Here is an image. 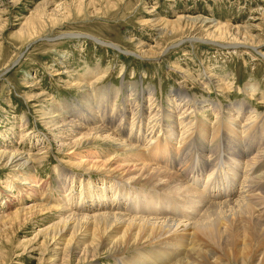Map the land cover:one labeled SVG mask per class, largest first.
Returning <instances> with one entry per match:
<instances>
[{
  "label": "rangeland",
  "instance_id": "rangeland-1",
  "mask_svg": "<svg viewBox=\"0 0 264 264\" xmlns=\"http://www.w3.org/2000/svg\"><path fill=\"white\" fill-rule=\"evenodd\" d=\"M179 19L184 21L181 23L183 26L177 23ZM163 23L165 26L162 25ZM171 23L175 25L177 23V28ZM211 29L223 31L221 34L224 39L212 41L209 37ZM203 39H208L210 42H202ZM237 43L255 47L257 51L250 47H239L235 45ZM151 51L157 55L154 56ZM259 53H264V0H0V75L19 60L10 72L0 78V147L5 146L4 148L10 150L17 148L25 154L36 157L35 164L24 169L11 167L12 164L6 158L0 159V264H47L44 259L48 260L49 248L45 243V235L43 236L41 232L56 226L66 208L63 204L65 193L58 187L59 177L55 173L57 166L61 165L70 172L67 184L70 188L73 186L74 193L80 195L79 192L92 191L95 186L103 187V181H100L104 178L103 175L97 172L87 173L78 168V161L67 156L70 152L60 150L61 147L56 140L59 135L46 125L48 117L50 118L47 111L57 104L66 103L75 109H78L77 103H82L81 105L84 106L83 97L88 96V92H92L94 87L79 86L77 82L80 76L88 73L89 69H99L104 74L108 70L107 75L94 86L102 87L105 92L106 87L113 89L114 92L117 89L121 90L122 93L117 99V107H122L121 109L124 108L121 105L123 98L128 97L125 88H129L133 83L139 87L134 101L138 100L142 91H147L144 92V100L146 98L145 101L148 102L151 98L154 109L162 105L163 118L165 111L170 110L171 107V111L175 112L174 108L178 104L170 101V94L182 87L193 98L202 102L221 103L224 112L225 110L228 112L227 107L236 110V104L241 103V114L239 113L241 117L238 118L239 114L236 113L235 118L245 120L248 114L246 116L244 113L252 109L255 114L259 113V118L262 117L259 123L262 125L264 123V57ZM186 73L194 76L195 80L191 76H186ZM250 84H257L259 87L258 92L253 96L245 93V88ZM148 89L153 90L152 95ZM116 92H112L113 96ZM102 100L106 102L105 97H102ZM137 102L140 104L139 102L142 101ZM126 103L130 102L126 101ZM185 107L188 116L186 124L190 125L193 131L197 132L200 125L197 118L203 119L207 125L217 123L216 115L211 112V108L199 112L196 106L190 114L189 107ZM149 108L147 105L145 110L148 111ZM247 108L249 110H246ZM155 114L153 111L151 117ZM133 116L131 113V119L134 118ZM22 118L27 119L26 126H22ZM156 118L162 121L160 115ZM142 121L146 123L143 124V128L146 129L144 135L153 136L155 132L157 135L160 133L159 124L155 126V130H152L151 126L155 123L149 127L146 120L142 119ZM168 122L166 125H171L170 121ZM223 125L225 126V123ZM177 128H180V133L184 132V127L177 125ZM180 133L178 136H181ZM119 139L126 141L122 137ZM262 141L264 142V139ZM175 142L177 143L178 139ZM263 142L257 146L256 151L264 146ZM144 144L148 145L147 141ZM220 145L221 151L227 150L226 141ZM177 146L183 149L182 153H189L187 152L189 147L179 144ZM92 149H104L106 155L114 156L115 145L98 142L92 146ZM80 153L82 154V151H79ZM208 153L204 154L206 155L205 165L202 167L204 170L200 169V165L197 166L198 169L196 168L198 171L192 170L199 173V181L203 183L202 190L210 174L220 172L214 176L210 184L213 185L212 189L208 187V193L204 194L206 201L212 204L225 200L241 202L243 199L241 197L245 196L243 194L245 187L248 186L246 181L250 167L249 170L243 168L240 174L235 175L233 170L229 172L230 166L223 164L226 155L218 157L215 151L212 157L209 151ZM115 155L126 157L125 153L121 154L120 151ZM200 156L199 154V160ZM262 163L257 160L254 170L250 173V180L264 174ZM215 164H219L217 168ZM169 166L170 170L179 171L181 174L180 167L173 164ZM260 169L262 170L258 173ZM224 172L235 176L232 175L231 179L227 180ZM25 173H30L36 178L37 185H34L33 191L19 188L22 183L15 176L23 178ZM112 173L111 176L115 177L121 172ZM25 179L28 178H23ZM183 179L189 181L191 187L195 182L188 176ZM233 180L237 182L234 191L236 193L220 199L214 197L215 194L212 197V194L228 181H230L228 186L232 187ZM108 182L110 181H106L107 185ZM135 187L138 188L140 185L136 184ZM145 188L146 191L152 189L150 186ZM255 190L257 194L254 195L260 193L264 196V183ZM77 194L76 198L79 196ZM125 198L121 196V200L118 199V203L121 201V204L115 203V208H122L121 212L130 216H141L135 214L136 208L131 210L134 206L130 208L131 202L125 201ZM39 205H50V208L46 211L34 209L30 214L18 211L20 208ZM90 205L88 201L85 206ZM97 208L94 206V209ZM147 210L148 214L154 212L152 208ZM177 214L172 212V216L169 215L167 218L175 220L177 218L178 221L184 220L183 223H189L185 215L180 219ZM260 215L264 219V207ZM162 216L159 218H164ZM90 242V240L86 241L85 244L89 245ZM135 251L136 248L129 247L123 256L132 255ZM107 255L103 253L98 255V262L92 260L82 262L81 256L77 255L71 259L72 261L70 260L71 262L67 260L64 264L91 262V264H118ZM238 260H231L230 263Z\"/></svg>",
  "mask_w": 264,
  "mask_h": 264
},
{
  "label": "bare ground",
  "instance_id": "bare-ground-1",
  "mask_svg": "<svg viewBox=\"0 0 264 264\" xmlns=\"http://www.w3.org/2000/svg\"><path fill=\"white\" fill-rule=\"evenodd\" d=\"M183 22L181 19L177 20L178 24ZM177 23L176 25L171 24L176 27ZM167 25L166 27H168ZM224 29L226 30V28ZM214 31L209 30V37L212 41H218L219 38H222L221 32L223 31L218 30V32L215 29ZM223 34L226 36L225 33ZM201 41L210 42L208 39ZM235 45L250 47L240 43ZM225 46L233 47L231 45ZM250 48L257 51L255 47ZM151 54L157 55L153 51ZM259 54L264 57V53ZM107 73L108 70L104 74L99 69H89L88 73L79 77L77 82L79 86L94 87L92 92H88V96L83 97L84 106L81 105L82 103H77L78 109H75L66 103H61V105L57 104L56 107L54 106L50 111H47L50 118L48 117L46 125L59 135H57L56 140L61 147L60 150L69 151L67 156L78 161V168L87 173L91 172V174L97 172L104 178L100 179L103 181V187L95 186L94 190L85 193L81 191L79 195L74 193L73 186L70 188L67 184L70 172L61 165L57 166L55 173L59 177V190H63L65 193L63 204L66 208H64L60 222L56 226L41 232L43 236L45 235V243L49 248L48 260L44 259V261L47 264H64L67 260L69 262L75 256L80 255L82 262L89 260L98 262V255L103 253L108 254L107 256L114 259L118 264H264V219L260 215V211L264 207V196L260 193L254 195L256 187L264 183V174L256 176L253 180L249 179L257 160L264 164V146L256 151L257 146L264 139V123L259 124L262 118L261 116L259 118V113L255 114L256 112L247 108L246 110L249 111L244 113L245 115L248 114L246 119L237 120L235 114L240 113L241 103L236 104V110L227 107L228 112L225 110V113L221 103L202 102L195 97L193 98L189 92L187 93L181 87L170 94V101L178 104L177 107L174 105L176 107L174 108L175 112L171 111L172 107L168 106L170 110L165 111V117L162 118L161 114L164 107L160 105V102V106L154 109L151 98L150 101L146 102L144 92L147 91H142L140 94L143 96H138L137 101H142L139 102L140 104L134 101L137 97L136 92L138 95L139 87L133 83L129 85V88H125L128 97L123 98L121 105L124 108L121 109L122 107H117V99L122 93L121 90L118 91L117 89L115 96H113L115 93L113 89L106 87L105 92L102 87L96 88L94 86ZM97 75L99 76L96 77ZM186 76L192 77L191 74L189 76L187 73ZM92 79L95 80L90 82ZM258 90L257 84H250L248 88H245V93L253 96ZM148 91L150 95L153 94L151 93L153 90L148 89ZM102 97L106 98V102L102 100ZM126 101L130 103H126ZM147 105L150 107L148 111L145 110ZM185 106L189 107V113L196 106L199 112L211 108V112L216 115L217 123L207 125L203 119L198 120L199 118H197L200 125L197 132L193 131L190 125L186 124L188 116L184 110ZM153 111L156 114L151 117ZM131 113L134 115L132 119ZM240 114L238 118L241 117ZM158 115L162 121L161 119L157 120ZM142 119L147 121L149 127L155 123L151 126L152 130H155V126L159 124L160 133L157 135L155 132L153 136L144 135L145 127L143 128V124L146 123H143ZM167 120L170 121L171 125H166L169 123ZM165 121L167 122L165 123ZM26 122H28L27 119L22 118V126H26ZM177 125L185 128H183L182 134ZM178 133L181 136H178ZM118 137H122L126 141ZM176 139H178L177 143L175 142ZM66 140L68 142H64ZM146 141L148 145L145 146ZM223 141H226V151H221L220 144ZM98 142L115 145L114 156L112 154L106 155L104 149H92V146ZM178 144L189 147V151H187L189 153H182L183 149L177 148ZM4 147H0V159L9 160L12 164L11 167L24 169L26 166L28 168L33 166L31 164L34 163L36 157L25 154L17 148L10 150ZM206 147L208 150L205 149ZM253 149L255 151H252ZM116 150L120 151L121 154L125 153L126 157L115 155ZM200 150H202L201 153ZM79 151H82V154H79ZM208 151L212 157H214L215 151L218 157L226 155L227 158L223 164L230 166L229 172L233 170L235 175L240 174L243 168L245 170L250 167L246 181L248 186L245 187V192L242 191L245 196L241 197L243 199L239 197L241 202L227 199L228 201L212 204L208 200L206 201L204 194L208 193L209 188L212 189L213 185L210 184L214 176L220 172L216 171V173L210 174V180H206L207 183L204 182L206 184L202 190L203 183L199 181V173L192 170H197L198 165H200V169L204 170L202 167L205 165V156ZM199 154L201 155L200 160ZM171 164L180 167L181 174L179 171L170 170L169 165ZM217 165L219 164L214 166ZM213 168L210 170L212 171ZM189 169L191 171H188ZM261 170L257 172L259 173ZM114 171L121 173L113 177L111 175ZM234 174H225L224 172L227 180H230ZM187 176L195 181L192 187L191 184L189 185V181L183 179ZM34 177L30 173H25L23 178H28L25 180L15 176L22 183L19 188H28L29 191H33L34 185H37ZM70 180L73 181L74 179ZM105 180L110 181L108 182L109 186ZM228 182L218 188L212 197L215 194L214 197L220 199L236 193L234 191H236L237 182L233 180L232 187L228 186ZM131 183L134 186H131L133 185ZM136 184L140 187H135ZM146 186H150L152 189L146 191ZM209 193L211 195V192ZM76 194L79 195L77 198ZM21 195H23L22 192ZM121 196L126 197L125 201L131 202H128L132 205H129L130 208L134 206L131 210L136 208L135 214L141 216H130L123 211L121 212L122 208H115V203L121 204V201L118 203ZM88 201L91 203L89 207L85 206ZM49 206H30V208H20L18 211L19 213L30 214V211L33 212L34 209L46 211L50 208ZM94 206L98 208L94 209ZM147 208L154 209V212L148 214ZM172 212L181 214H177L180 219L181 216L185 215L189 223H183L184 220L178 221L177 218V221L174 218L168 219L167 217ZM162 215L164 218H159ZM182 219L184 218L182 217ZM86 238L91 241L89 245L85 244L86 241H89ZM64 242L66 243L63 247ZM129 247L136 248L135 253L123 256ZM231 260H238V263H230Z\"/></svg>",
  "mask_w": 264,
  "mask_h": 264
},
{
  "label": "water",
  "instance_id": "water-1",
  "mask_svg": "<svg viewBox=\"0 0 264 264\" xmlns=\"http://www.w3.org/2000/svg\"><path fill=\"white\" fill-rule=\"evenodd\" d=\"M22 57H23V55H22ZM18 63H19V60H17L14 64H12V66L10 68H8L4 73H2L0 75V78H2L5 74H7L8 72H10Z\"/></svg>",
  "mask_w": 264,
  "mask_h": 264
}]
</instances>
